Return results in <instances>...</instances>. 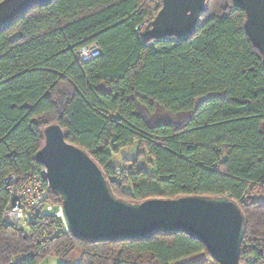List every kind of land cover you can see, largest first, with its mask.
Here are the masks:
<instances>
[{"label":"trees","instance_id":"1","mask_svg":"<svg viewBox=\"0 0 264 264\" xmlns=\"http://www.w3.org/2000/svg\"><path fill=\"white\" fill-rule=\"evenodd\" d=\"M161 8L151 0H55L0 32V264L77 252L80 264L199 256L200 264H217L185 234L89 244L50 215L28 231L6 224L10 194L2 182L39 166L52 125L99 165L117 199L228 197L246 218L241 263L264 264L263 56L233 0H209L188 42L144 39ZM94 44L101 55L80 63L77 51ZM129 149L136 159L120 156Z\"/></svg>","mask_w":264,"mask_h":264},{"label":"water","instance_id":"2","mask_svg":"<svg viewBox=\"0 0 264 264\" xmlns=\"http://www.w3.org/2000/svg\"><path fill=\"white\" fill-rule=\"evenodd\" d=\"M246 15V31L264 63V0H233ZM55 0H4L0 32L33 8ZM209 0H162V8L144 29V39L176 38L188 42L196 33ZM37 163L47 170L49 188L61 199L68 233L89 244L141 242L160 234H185L202 243L217 264L241 263L246 218L228 197L189 196L130 203L117 199L110 182L91 156L67 143L59 125L43 131Z\"/></svg>","mask_w":264,"mask_h":264},{"label":"built area","instance_id":"3","mask_svg":"<svg viewBox=\"0 0 264 264\" xmlns=\"http://www.w3.org/2000/svg\"><path fill=\"white\" fill-rule=\"evenodd\" d=\"M151 1L156 7L162 5V0ZM100 55V47L94 44L78 50L76 58L80 63H86L97 59ZM2 184L10 194L8 207L3 215V221L9 226L28 231L46 215L62 219L61 207L56 209L50 201L45 167L34 166L23 175L9 174Z\"/></svg>","mask_w":264,"mask_h":264},{"label":"rangeland","instance_id":"4","mask_svg":"<svg viewBox=\"0 0 264 264\" xmlns=\"http://www.w3.org/2000/svg\"><path fill=\"white\" fill-rule=\"evenodd\" d=\"M136 150L135 149H129L126 151H123L120 156L128 155L131 159H136ZM141 166L147 167V162H141ZM150 172L155 173V169H151ZM130 190V188H129ZM66 230V228H65ZM80 253L74 254V256L71 259L63 260L60 258H57L55 256L47 258L42 264H80ZM203 261H205V258L202 256H199L198 258L190 259V260H184L179 264H200Z\"/></svg>","mask_w":264,"mask_h":264},{"label":"crops","instance_id":"5","mask_svg":"<svg viewBox=\"0 0 264 264\" xmlns=\"http://www.w3.org/2000/svg\"><path fill=\"white\" fill-rule=\"evenodd\" d=\"M264 200V199H263ZM182 262V261H181ZM181 262H179V263H181ZM179 263H176V264H179Z\"/></svg>","mask_w":264,"mask_h":264}]
</instances>
